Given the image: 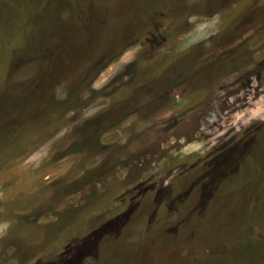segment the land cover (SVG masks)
<instances>
[{
    "label": "rangeland",
    "instance_id": "1",
    "mask_svg": "<svg viewBox=\"0 0 264 264\" xmlns=\"http://www.w3.org/2000/svg\"><path fill=\"white\" fill-rule=\"evenodd\" d=\"M0 264H264V0H0Z\"/></svg>",
    "mask_w": 264,
    "mask_h": 264
}]
</instances>
